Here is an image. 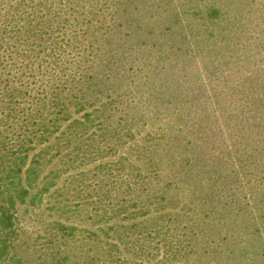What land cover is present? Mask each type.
<instances>
[{
    "label": "trees",
    "instance_id": "16d2710c",
    "mask_svg": "<svg viewBox=\"0 0 264 264\" xmlns=\"http://www.w3.org/2000/svg\"><path fill=\"white\" fill-rule=\"evenodd\" d=\"M0 1L8 8L0 13L4 27L5 21H36L41 6L40 0ZM9 49L10 45L0 43L6 57H12L7 55ZM18 62L7 66L16 68ZM82 75L88 83L90 75ZM149 78L154 82L162 77L154 73ZM243 84L242 89L250 88ZM260 84L258 93L235 89L228 96L229 104L216 105L221 118L210 120L201 115L207 104L200 111L194 104L185 107L186 92L177 86L167 89L162 85L158 91L146 89L141 94L133 89L128 96L131 100L112 97L98 115L72 121L66 141L59 138L45 143L32 157L33 143L45 142L48 136L43 119L46 107L54 104L50 114L55 131L66 119L64 100L58 95L35 97L40 115L36 127L27 102L19 109L13 106L14 88L0 94V101L6 102L0 111L1 124L18 118L0 134V264H211L215 258L236 261L240 254L250 252L241 246L244 239L237 231L243 228L246 233L250 224L244 206L252 199L264 201V115H260L264 112V82ZM153 103L163 104V110L152 114ZM178 105L184 107V114L171 121H153L159 113L169 117L172 106ZM113 109L121 117L108 130ZM192 114L196 115L193 123L188 118ZM240 114L246 116L240 118ZM209 122L212 128L207 127ZM222 140L230 141L233 149L221 146ZM87 145L94 147L90 154V146L84 149ZM115 155L117 161L112 162L110 156ZM58 159H65L71 168L86 161L97 169L91 177H97V184L84 182L76 189L74 199L80 203L73 204L68 194L73 190L71 180L53 189L58 181L45 175L46 167ZM45 203L48 209L35 213ZM83 203L91 204V209H82H87L84 212L96 231L71 219ZM55 208L64 210L55 217L48 213ZM226 211L233 215H225ZM259 212L264 215L263 210ZM25 213L35 222H42V216L51 218L44 219L43 237L25 229L29 223L27 217L23 219ZM230 221L235 231L223 230ZM258 224L261 221L255 219L254 225Z\"/></svg>",
    "mask_w": 264,
    "mask_h": 264
},
{
    "label": "rangeland",
    "instance_id": "374dc122",
    "mask_svg": "<svg viewBox=\"0 0 264 264\" xmlns=\"http://www.w3.org/2000/svg\"><path fill=\"white\" fill-rule=\"evenodd\" d=\"M40 3L36 21H5L7 27L0 21V43L10 45L7 55L12 54V57H6L0 52V94L14 88L13 106L19 109L27 102L36 127L40 115H37L39 107L35 97L58 95L65 102L66 119L60 121V127L55 131L50 114L54 104L46 107L43 119L48 136L45 142L33 143L35 150L31 157L45 143L59 138L66 141L69 137L67 128L72 121L98 115V110L112 97L131 100L128 96L133 89L141 94L143 90H157L162 85L167 89L177 86L186 92L182 100L185 107L194 104V109L200 111L202 105L207 104V110L201 115L210 120L221 118L222 113L216 110V105L229 104L228 96L236 93L235 89L242 92L251 89L258 93L260 82H264V0H40ZM7 10L0 1L1 15ZM12 61H19L16 68H8ZM83 73L90 75L86 84ZM154 73H159L160 81L153 82V77L149 78ZM75 75V79L70 80ZM242 83L250 88L242 89ZM162 99L166 100V97ZM5 104V100L0 101V111ZM162 105L153 103L151 113L163 110ZM172 108L169 117L159 113L153 121H171L176 115L185 113L181 112L184 107L180 105ZM114 112L120 113L116 109L111 111L106 124L108 130L121 117ZM240 116L243 118L246 114ZM193 117L196 115L188 117L192 123ZM16 119L13 122L7 120L4 125L0 121V134L5 127L12 128ZM213 126L212 122L207 124L208 128ZM229 142L219 141L221 146L233 149ZM89 146L88 154L94 148L87 145L84 149ZM125 147L117 152L119 156ZM118 155L110 156L111 161H117ZM93 156L97 157L96 154ZM58 161L46 167L45 175L58 181L53 189L71 180L73 190L70 189L68 194L73 204L80 203V199H74V193L77 194L76 189L84 182L97 184V177L91 178L97 169L86 161L73 168L65 164V159ZM86 206L91 209V204L83 203L71 219L79 226L96 231L97 226L84 212L87 209H82ZM47 209L45 203L35 213ZM63 210L55 208L48 213H55L57 217ZM259 210L264 211V201L260 198L245 205L243 211L250 224L246 233L243 228L237 231L244 239L241 246H247L250 252L240 254L236 261L215 258L211 264H264V215ZM231 214L232 211L225 212L227 216ZM26 217L29 223L25 229L43 237L44 219L51 221V218L42 216V222H35L29 213H25L23 219ZM255 219L261 221L260 226L254 225ZM230 226L223 230L235 231ZM41 237L39 241H42Z\"/></svg>",
    "mask_w": 264,
    "mask_h": 264
}]
</instances>
